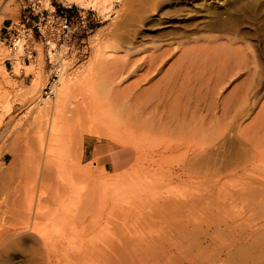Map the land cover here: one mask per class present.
<instances>
[{"label": "rangeland", "instance_id": "rangeland-1", "mask_svg": "<svg viewBox=\"0 0 264 264\" xmlns=\"http://www.w3.org/2000/svg\"><path fill=\"white\" fill-rule=\"evenodd\" d=\"M38 1L49 12L71 17L81 36L73 47L57 45L49 53L62 71L52 99L42 96L51 72L33 36L36 56L29 72L23 68L20 74L14 63L5 70L2 64L7 84L0 77V264H264V189L255 201L250 197L264 167L245 170L220 189L175 178L166 182L159 170L137 166L132 134L122 121L100 127L106 106L90 107L85 98L86 75L99 49L122 57L129 37L134 46L148 49L171 40L172 33L234 35L241 49L250 46L254 57L245 52L255 58L264 83V0ZM26 2L0 0L3 51L4 26L24 17ZM147 53L132 51L125 60ZM134 79L124 85L130 88ZM36 98L58 108L38 113ZM68 98L75 102L72 115ZM85 142L94 147L90 160ZM101 159L109 163L106 170Z\"/></svg>", "mask_w": 264, "mask_h": 264}, {"label": "bare ground", "instance_id": "bare-ground-1", "mask_svg": "<svg viewBox=\"0 0 264 264\" xmlns=\"http://www.w3.org/2000/svg\"><path fill=\"white\" fill-rule=\"evenodd\" d=\"M175 34L169 37L174 43L167 38L165 43L156 42L148 49L134 46L135 42L131 43L133 39L131 41L129 37L128 43L123 42L129 47L122 48L126 57L132 51L135 55L149 52L129 62L124 55L117 59L114 55L116 50L107 53L105 47L98 48L94 68H90L92 71L86 75L88 78L85 77L89 86L85 98L90 107L93 104L107 107L102 106L107 113L99 107L106 113L105 117L100 112V127L107 125L111 128L119 121L127 127L132 134H129L132 137L130 152L135 163L140 164L137 165L140 169H157L166 177V182L175 178L183 184L201 182L206 185L205 189H220L230 184L231 178L237 174L264 167L263 77L255 58H251L253 54L248 52L250 46L247 48L243 44L242 47H246L241 49L239 39L232 34V37L225 33L205 37L196 36V32L187 36ZM184 37H187L186 41L181 40ZM31 44L32 35L28 33L21 37L13 53L0 48V77L6 84L2 64L10 60L29 72L32 64H24L23 58L30 53ZM245 50L252 56H248ZM111 54L114 59L109 57ZM61 72L58 71V77ZM132 77H136L135 81H131L134 84L129 83L132 86L126 87V80ZM56 84L59 86L58 80ZM259 87L263 88L259 91ZM75 88L76 93H85L86 89L82 92L80 88ZM75 92L73 98L76 99L78 94L75 95ZM40 100L35 99L36 102ZM38 103V113L45 108H58L55 104L47 105L50 102L46 104L41 100ZM74 103L68 102L66 107ZM71 106L69 109L73 108ZM70 113L72 115V111ZM247 121L249 123L246 124ZM47 136L52 137L51 134ZM46 142L48 144L49 141ZM227 144L228 149L234 151L232 153L236 152L234 155L229 150L226 155ZM232 168L233 172H229ZM208 176L209 180L206 179ZM255 183L257 187L253 194L250 192L254 201L258 191L264 189V176ZM263 199L261 195V201Z\"/></svg>", "mask_w": 264, "mask_h": 264}, {"label": "built area", "instance_id": "built-area-1", "mask_svg": "<svg viewBox=\"0 0 264 264\" xmlns=\"http://www.w3.org/2000/svg\"><path fill=\"white\" fill-rule=\"evenodd\" d=\"M25 6L26 14L22 19L17 22H10L4 27L3 32V46L6 51L13 53L16 50V45L22 36L31 33L33 41L41 43L46 55L45 63L49 67L50 76L46 85L43 88L42 96L45 99H52L55 95L57 87L58 68L56 64H52L49 53H53L57 45L63 44L68 47H73L76 40L79 38L77 33L74 32L71 25V17L63 14L62 11L49 12L41 8L38 0H27ZM29 54L23 58V63H29L36 56V51L30 47ZM4 65L12 69V62L6 60ZM20 74H23V69H20Z\"/></svg>", "mask_w": 264, "mask_h": 264}, {"label": "crops", "instance_id": "crops-1", "mask_svg": "<svg viewBox=\"0 0 264 264\" xmlns=\"http://www.w3.org/2000/svg\"><path fill=\"white\" fill-rule=\"evenodd\" d=\"M6 26H4V27H6ZM29 64H33V63L30 62ZM4 68H5V70H7L6 65H4ZM88 149H89L88 153H89V160H90V159L93 158V150H94V147L91 146L90 143H88V142L86 143L85 142V150H88ZM85 153H86V151H85ZM5 158H6V154L1 157V161L3 163L5 162ZM100 162L102 163L103 168L106 170V165H109L108 161L107 160H104V159H101Z\"/></svg>", "mask_w": 264, "mask_h": 264}]
</instances>
